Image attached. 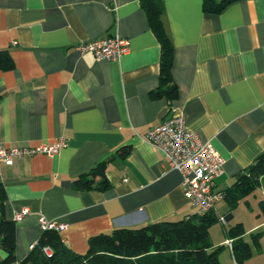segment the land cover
Instances as JSON below:
<instances>
[{"label":"crops","instance_id":"obj_1","mask_svg":"<svg viewBox=\"0 0 264 264\" xmlns=\"http://www.w3.org/2000/svg\"><path fill=\"white\" fill-rule=\"evenodd\" d=\"M161 1L178 93L171 103L152 97L161 50L140 0H0V50L13 61L0 72V146L66 141L53 157L0 163V221L29 210L14 221L16 264L37 243L41 219L65 224L61 239L84 255L92 237L194 216L180 173L144 138L172 115H183L225 160L214 180L219 191L264 152V0H239L219 14L205 13L203 0ZM110 36L129 41L117 61L76 51ZM99 164L110 187L75 189L74 180ZM248 198L234 208L223 199L213 213L232 220ZM257 222L248 232L264 225ZM4 258L0 250V264Z\"/></svg>","mask_w":264,"mask_h":264},{"label":"trees","instance_id":"obj_2","mask_svg":"<svg viewBox=\"0 0 264 264\" xmlns=\"http://www.w3.org/2000/svg\"><path fill=\"white\" fill-rule=\"evenodd\" d=\"M239 0H203V11L219 14L227 6ZM142 9L161 50L159 65V86L152 97L164 96L170 103L177 99V88L172 82L171 68L173 46L167 36L161 16V0H140ZM13 61L9 53L0 50V72L12 70ZM105 167L97 165L89 174L74 180L73 186L80 191H104L110 187L105 178ZM98 178V181L95 179ZM264 186V152L254 163L240 173L235 183L224 193V200L231 208L241 200ZM2 200L4 195L1 196ZM218 223L217 215L208 213L203 216H191L180 221H162L138 228H118L109 235L90 238L87 253H74L53 229L43 230L30 253L18 264H220L218 253L223 246L212 247L208 241V231ZM15 222L0 221V250L5 253L1 264H16ZM242 224L237 223L226 231L231 240V253L236 264L252 256L251 248L243 240ZM258 248L259 237H252ZM51 250V255L43 252Z\"/></svg>","mask_w":264,"mask_h":264},{"label":"built area","instance_id":"obj_3","mask_svg":"<svg viewBox=\"0 0 264 264\" xmlns=\"http://www.w3.org/2000/svg\"><path fill=\"white\" fill-rule=\"evenodd\" d=\"M80 55L91 54L96 60L117 61L129 52V41L119 36L104 37L76 45ZM145 140L166 160L170 170L181 175L183 194L195 210V215L203 216L215 211L216 205L224 199V193L215 188L214 180L223 172L225 160L210 142H202L191 132L183 115L175 114L152 127L145 134ZM66 147V141L59 139L54 144H40L25 148H5L0 146V163L11 165L17 158L46 155L53 157ZM126 182V179L124 180ZM29 210L24 208L14 213L13 220L20 222ZM218 222L225 224V217L217 215ZM63 223L40 220L41 230L53 229L61 232ZM231 240L224 244L231 250ZM51 255L49 248H44Z\"/></svg>","mask_w":264,"mask_h":264},{"label":"rangeland","instance_id":"obj_4","mask_svg":"<svg viewBox=\"0 0 264 264\" xmlns=\"http://www.w3.org/2000/svg\"><path fill=\"white\" fill-rule=\"evenodd\" d=\"M248 200V206H250L249 208L252 210L253 214H251V211L248 210V206L246 207L245 202L242 201L240 202L238 208H236L233 212L235 217L232 220H227L224 225L218 222L211 227L207 233L208 241L211 243L212 247L223 246V249L218 253V261L220 264H229L231 259H229L230 251L228 248L224 246V244L219 245V243L227 239L226 231L240 221L243 223H241L244 230L243 240L250 246L252 252V256L240 264H264V225H260L254 231L248 232L250 224L254 223L257 219L258 222L256 224H260L261 221L264 222V209L262 208L260 210L258 207L260 201L264 205V186H261L255 194L250 195ZM224 206L223 202L221 205H217L216 209L219 210ZM256 235L259 237L258 248L252 242V237ZM261 249H263L262 252H260Z\"/></svg>","mask_w":264,"mask_h":264}]
</instances>
